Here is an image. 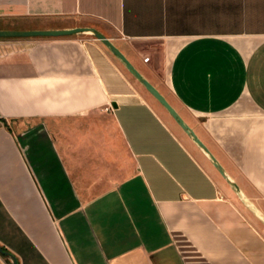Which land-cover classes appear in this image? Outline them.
Listing matches in <instances>:
<instances>
[{
	"label": "crops",
	"instance_id": "1",
	"mask_svg": "<svg viewBox=\"0 0 264 264\" xmlns=\"http://www.w3.org/2000/svg\"><path fill=\"white\" fill-rule=\"evenodd\" d=\"M76 28L239 191L91 32L0 39V247L17 264H264V0H0V31Z\"/></svg>",
	"mask_w": 264,
	"mask_h": 264
},
{
	"label": "water",
	"instance_id": "2",
	"mask_svg": "<svg viewBox=\"0 0 264 264\" xmlns=\"http://www.w3.org/2000/svg\"><path fill=\"white\" fill-rule=\"evenodd\" d=\"M82 32H91L99 41L106 45L111 52L118 57L126 66L128 71L132 73L136 79H138L145 89L167 110L169 115L178 123L181 129L194 141V143L203 151V153L209 158L212 162L215 169L219 174L236 190L239 191V188L235 183H233L224 169L217 163L215 158L209 153L205 145L196 137L193 131L185 124L181 117L176 113V111L171 107V105L165 100V98L155 89L148 81L142 78V76L135 70L131 63L123 56V54L116 49L103 35L96 32L94 29H85V28H76L65 31H0V39H24V38H58L70 36ZM243 201V199H242ZM244 205L248 208L251 205L243 201ZM0 254L4 256H10L9 253L5 252L0 247ZM11 257V256H10ZM13 264H17L16 260L11 257Z\"/></svg>",
	"mask_w": 264,
	"mask_h": 264
}]
</instances>
